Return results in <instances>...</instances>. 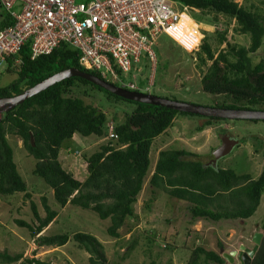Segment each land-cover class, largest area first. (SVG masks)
<instances>
[{
	"label": "trees",
	"instance_id": "1",
	"mask_svg": "<svg viewBox=\"0 0 264 264\" xmlns=\"http://www.w3.org/2000/svg\"><path fill=\"white\" fill-rule=\"evenodd\" d=\"M172 1L201 13L222 14L234 19L235 32L249 36L248 46L228 43L229 49L218 51L216 55L206 39L202 38L198 52L199 61L211 62L200 80L202 90L224 98L221 103L214 102L211 106L264 110V60L253 65L249 56L260 47L264 36V15L260 9L254 6L250 9V6L245 7L235 0ZM12 23L8 15L0 14V29ZM223 41H226L224 33L220 35L219 43ZM228 55L234 59L229 60ZM4 58L7 63L5 70L15 73L16 78L7 85L0 86V97L17 95L69 67L102 78L99 70L82 67L79 63V51L66 43H59L49 54L33 59L30 57L28 45H24L17 54L4 55ZM16 59L20 61L16 62ZM148 70L149 67L143 70L144 74L143 71L140 72L141 79L137 80V84L147 87L150 92L154 79L152 85L148 86ZM118 75L121 73L117 70ZM103 79L106 80V77ZM137 84L135 90L139 88ZM92 88L113 95L116 101L133 102L135 107L131 112L125 111L123 122L114 124L109 131L107 114L103 109L86 104L82 95H79L78 90L82 89L83 95L90 96L89 91ZM126 88L132 89L127 86ZM227 99L232 101L225 103ZM178 114L204 119L196 127L197 131L215 122L227 120L125 100L78 76L61 80L1 115L0 196L23 193L26 198H30L7 139L8 134H14L21 139L25 150L34 158L32 172L42 178L52 190L54 200L62 207L69 203L95 212L100 219H109L107 234L116 238L124 222L135 216L133 204L149 171L152 142L172 127ZM75 134L83 137H109L108 142L101 145L99 150L84 158V180L65 169L59 160L63 141ZM210 156L213 157L212 154ZM148 182L155 188L163 189L169 196L188 202L192 219L244 220L253 215L260 203L264 192V170L257 178L248 173L237 174L230 168L212 166L203 161L200 155L185 149L171 148L158 152ZM41 200L45 210L43 217L39 215L36 204L30 201L36 225L21 219L16 220L18 226L26 227L32 235L39 234L57 215L56 210L48 206L45 197ZM262 229L264 230V222ZM69 238L67 233H58L38 235L36 241L39 245L58 247L67 243ZM71 238L89 254V264H113L107 261L103 245L96 236L78 231ZM21 258V254L11 255L0 251V261L3 263H13ZM25 261L45 264L34 258ZM211 262L225 263L217 252L196 246L191 252L188 264ZM250 264H264V232Z\"/></svg>",
	"mask_w": 264,
	"mask_h": 264
},
{
	"label": "rangeland",
	"instance_id": "2",
	"mask_svg": "<svg viewBox=\"0 0 264 264\" xmlns=\"http://www.w3.org/2000/svg\"><path fill=\"white\" fill-rule=\"evenodd\" d=\"M235 1L245 7L250 6V9H253V6L257 7L264 15L263 0ZM174 5L177 10L185 13L183 18L186 20V25H189V30L193 27L198 38L200 35L204 36L215 55L218 51L229 49L228 43L249 45L248 35L235 32L234 19L222 14L201 13L199 10L184 8L179 3ZM222 33L225 34L226 41L219 43ZM191 39V37L187 38V40ZM202 41L200 40V43ZM153 48L157 62L154 72L151 71L149 76V79H154V85L150 88L151 94L203 106H211L214 102L223 101L222 96L212 95L202 90L200 80L211 62L200 63L198 58L200 44L197 50L184 48L162 33L158 36ZM249 56L253 65L264 60V36L260 47ZM228 59L234 58L228 55ZM143 60L144 58L137 64L142 68L141 71L147 70L148 67V64L142 62ZM5 67V63L0 64V86H5L16 78V74L7 72ZM142 73L144 74V71ZM140 76V71L134 70L117 77L107 74L106 81L126 88L127 84L134 79L136 84H139ZM138 84V90L146 92L145 88ZM78 92L86 104L99 107L107 114V130L109 128L111 130L114 124L123 122L125 111L131 112L135 107L133 102L116 101L113 95L101 89L92 88L89 91L90 96L83 95L82 89ZM230 101L232 100L227 99L225 103ZM203 120L178 114L172 127L153 140L149 171L133 204L135 216L124 222L116 238L107 234L109 219H100L95 212L69 203L63 207L60 206L54 200L52 190L42 178L33 174L35 160L25 150L21 139L17 135L8 134L7 139L13 150V160L27 185L30 198H26L23 193L0 196V251H6L11 255L16 253L22 255L19 261L13 263L0 261V264H34L25 261L31 258L45 264H89V254L71 238L72 234L78 231L96 236L103 245L107 261L113 264H188L191 252L196 246H202L218 254H221L220 248L227 253L231 250L238 251L241 245L245 249H251L254 246L252 236L256 232L262 234L264 232L262 229L264 192L256 211L249 218L211 221L203 218L192 219L188 202L171 197L163 189L155 188L148 182L160 150L185 149L200 155L203 161L209 163L210 155L220 144L223 134L232 135V138L241 142L228 154L219 158L216 166L233 169L237 174L248 173L254 178L259 176L264 170V121L227 119L197 131L196 127ZM108 140L107 136L83 137L75 134L72 138L63 141L59 160L65 169L84 180L86 177L84 158L99 150L100 146ZM42 197H45L51 209L56 210L57 215L39 234L32 235L26 227L18 226L16 220L21 219L36 225L30 201L36 204L39 215L43 217L45 210ZM58 233H67L70 236L67 243L62 246L39 245L36 241L38 235ZM224 262V264H241L236 257L232 263L225 260Z\"/></svg>",
	"mask_w": 264,
	"mask_h": 264
},
{
	"label": "built area",
	"instance_id": "3",
	"mask_svg": "<svg viewBox=\"0 0 264 264\" xmlns=\"http://www.w3.org/2000/svg\"><path fill=\"white\" fill-rule=\"evenodd\" d=\"M175 3L179 2L0 0V14L13 21L0 29V64L7 65L4 55H15L24 45H28L33 59L49 54L59 43H66L79 51L82 67L99 70L102 78L107 74L117 77V70L121 74L141 72L137 64L144 58L142 62L149 67L147 84L151 86L153 80L149 76L157 62L153 46L160 34L193 50L198 49L204 37L198 38L193 27L189 30L183 18L185 13L177 10ZM135 83L134 79L127 87L134 89Z\"/></svg>",
	"mask_w": 264,
	"mask_h": 264
},
{
	"label": "water",
	"instance_id": "4",
	"mask_svg": "<svg viewBox=\"0 0 264 264\" xmlns=\"http://www.w3.org/2000/svg\"><path fill=\"white\" fill-rule=\"evenodd\" d=\"M73 76L84 78L96 84L97 86L107 90L110 93L135 102L160 105L181 112L202 116H212L223 119L264 120V110L220 108L214 106H203L180 100L168 99L151 94L149 92L117 86L112 82L106 81L103 78H100L88 72L81 71L74 67H69L64 70L58 71L39 81L35 85L25 89L23 92L17 95L0 97V114L9 111L15 106L21 104L27 98L39 93L40 91L48 88L49 86ZM236 144H238L237 139L230 138L227 134H223L221 137L220 145H218L212 151L213 158L210 164H212V166H215L216 161L219 158L228 154ZM261 237L262 234L260 232H256L252 237L254 246L251 249H245L244 246L241 245V251H239L238 253L235 250H231L227 253L224 252L223 248H220L219 251L221 253V256L229 263H232L234 260V256H237V259L241 261V264H250L257 250V247L260 244Z\"/></svg>",
	"mask_w": 264,
	"mask_h": 264
},
{
	"label": "flooded vegetation",
	"instance_id": "5",
	"mask_svg": "<svg viewBox=\"0 0 264 264\" xmlns=\"http://www.w3.org/2000/svg\"><path fill=\"white\" fill-rule=\"evenodd\" d=\"M228 136L231 137V138L233 137L232 135H228ZM220 143H221V140H220ZM219 145H220V144H219ZM212 158H213V157H210V158H209L210 163H211V161H212ZM239 251H241V250L239 249V250L237 251V253H238ZM256 251H257V250H256ZM235 257H236V259H237V256H235ZM237 261L240 263L239 260H237Z\"/></svg>",
	"mask_w": 264,
	"mask_h": 264
},
{
	"label": "clouds",
	"instance_id": "6",
	"mask_svg": "<svg viewBox=\"0 0 264 264\" xmlns=\"http://www.w3.org/2000/svg\"><path fill=\"white\" fill-rule=\"evenodd\" d=\"M150 93V92H149ZM2 115V114H1ZM231 138V137H230ZM236 139V138H235ZM238 140V139H237ZM240 140H238V144H239ZM238 144H236L235 146H237ZM217 162V161H216ZM210 163V162H209ZM262 234V233H261ZM253 237V236H252ZM221 255V254H220ZM235 257V256H234ZM224 259V258H223ZM225 260V259H224ZM238 260V259H237ZM226 261V260H225ZM240 261V260H239ZM241 263V261H240Z\"/></svg>",
	"mask_w": 264,
	"mask_h": 264
}]
</instances>
